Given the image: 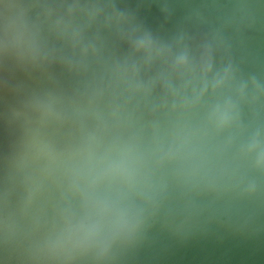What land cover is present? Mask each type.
Returning <instances> with one entry per match:
<instances>
[{
	"label": "clouds",
	"instance_id": "1",
	"mask_svg": "<svg viewBox=\"0 0 264 264\" xmlns=\"http://www.w3.org/2000/svg\"><path fill=\"white\" fill-rule=\"evenodd\" d=\"M0 264H264V0H0Z\"/></svg>",
	"mask_w": 264,
	"mask_h": 264
}]
</instances>
